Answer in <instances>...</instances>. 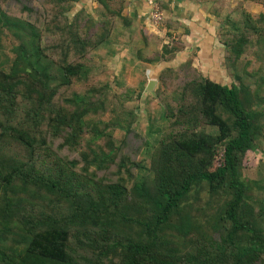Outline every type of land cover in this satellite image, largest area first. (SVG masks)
Segmentation results:
<instances>
[{
	"label": "trees",
	"instance_id": "trees-1",
	"mask_svg": "<svg viewBox=\"0 0 264 264\" xmlns=\"http://www.w3.org/2000/svg\"><path fill=\"white\" fill-rule=\"evenodd\" d=\"M10 1L0 0V46H13L0 68V264H264V198L242 175L264 131L263 78L251 89L256 69L242 65L249 49L264 58V11L225 20L219 43L232 82L186 64L172 88L173 69L162 70L167 125L145 168L128 137L132 118L116 145L114 125L101 120L105 91H68L77 58L105 42L109 23L96 33L77 14L69 21L63 12L76 0H47L42 12L21 2L18 16ZM94 1L114 14L109 0ZM37 196L51 209L27 213Z\"/></svg>",
	"mask_w": 264,
	"mask_h": 264
},
{
	"label": "rangeland",
	"instance_id": "rangeland-1",
	"mask_svg": "<svg viewBox=\"0 0 264 264\" xmlns=\"http://www.w3.org/2000/svg\"><path fill=\"white\" fill-rule=\"evenodd\" d=\"M211 1L213 2V0ZM21 2L26 6L34 5L37 9L41 8L42 12L45 10L44 8L47 0H34L33 3L27 0H13L8 4L7 11H9L11 15L18 16L17 12L21 8ZM225 2L226 0H215L213 2L215 5H212L213 3L210 5V15H213H211V19L212 21L214 20V27L216 28L213 34L218 36L219 42L224 40V30L231 29L228 28L229 23L225 20L233 19L239 21L245 13V8L243 6L236 5L235 7H226L224 6ZM109 5L114 14L104 13L105 11H103L101 6L94 0H76L70 4L69 8L68 3H65V8H68V10L63 12L64 17L66 16L69 21H72L77 14L80 24L92 30L91 32L95 31L99 33L101 32L102 24L104 22L109 23V25H106L107 28H109V36L105 42L97 48L87 50L84 57L77 58V63L81 64L83 68L81 69L79 78L74 79L68 91L76 94H83L86 95V97H89V94L86 93L89 92V90L101 89L105 91L107 106L101 120L104 122H111L114 125L113 139L115 144L118 145L123 137L124 127L127 125L128 119L132 118L131 127L136 136L133 134L128 136L129 138H133L130 144L134 148L141 146L135 158L138 162H141L143 167L147 168L150 162V153L152 149L156 147L157 141L162 134L161 131L167 125V117L165 118L164 116V108L159 106L160 99L156 96L160 88L158 76L163 69H173L174 72L169 74L170 77L167 78V83H170L171 87L175 88L174 86L176 83L183 82L185 74L188 71L185 65L188 64L190 66L191 62L189 60H182L185 57L180 55V53L178 54V52L182 48L183 41L172 38V36L167 38V40L165 39L167 41L166 44L162 43L165 41L163 39L165 36H163L158 42L152 37L148 46L147 42H145L146 48L144 49L138 48L140 44L138 45L137 42L135 48H121L118 44L119 41H116L118 37L115 36V31L117 27L123 26L121 21L122 17L120 15L124 8V1L109 0ZM160 9L162 10L161 7ZM246 9H248L247 6ZM249 9L248 11L253 13V8ZM256 11H264V6ZM23 16H27V13ZM163 25L164 21L159 27H163ZM41 26L42 25H39L38 27L41 31L40 41L44 44L49 42L51 37L42 33ZM151 29L157 32L160 31L159 28L156 29V27H152ZM82 30L85 31L84 29ZM104 44H108V47H104ZM115 47L121 48L122 50H118ZM12 48L13 46L8 41L4 47L0 46V68L4 67L9 60ZM249 50L250 51H247L246 56L242 59V65L246 60H249L250 65L248 70H256L253 79L249 78L247 81L250 82L247 83L251 86V89H253L256 83L254 81L263 78L260 83L262 84V88H264V58L259 57L260 60L257 59L256 56H253L254 50ZM223 54L221 55V60L223 62L222 68L224 67L225 71L221 70V68L220 71L216 69L210 71V79L217 77L219 78L218 83L227 84L228 82H232V70L226 69V61ZM247 54L250 58H247ZM195 70H197L196 67ZM175 75L178 76L180 81L173 80ZM219 75H222L221 78ZM203 76L205 77V75ZM149 81H153V88L147 91L146 88ZM166 91V97L170 96V90L167 89ZM162 99L163 98H161V100ZM262 108L264 107H258V110L261 111ZM129 113H132L131 116L128 115ZM91 118V116L86 117V120ZM21 119L22 118L17 114L16 120L22 122ZM260 121L264 128V116L261 117ZM141 142H143V145ZM256 147L254 152L248 153L244 157L242 175L246 180H250L258 185L253 188V193L258 194L259 198L262 199L264 198V131L263 136L259 137ZM221 150V148L218 149V156L212 168L219 165ZM62 152L65 155L67 149H63ZM68 156L69 159L73 158L69 153ZM143 173L145 172H138L139 175ZM29 200L30 202L24 205V210L27 213L34 212V209H51L48 202L45 201L43 203V199L38 196Z\"/></svg>",
	"mask_w": 264,
	"mask_h": 264
},
{
	"label": "crops",
	"instance_id": "crops-1",
	"mask_svg": "<svg viewBox=\"0 0 264 264\" xmlns=\"http://www.w3.org/2000/svg\"><path fill=\"white\" fill-rule=\"evenodd\" d=\"M123 1L124 8L120 15L123 26L117 27L115 31V36L118 37L116 41H119L121 48H135L137 42L138 45L140 44L138 48L144 49L145 42L148 46L152 37L158 42L163 36H165L164 40L172 36L183 41L182 48L178 52L185 57L182 60H189L192 67H196L200 74L210 79V71L215 69L220 71V68L224 70L221 60L223 47L218 41V36L213 34L216 28L214 20L211 19L213 15H210V5L215 0L213 2L211 0H155L161 5L164 16L163 27L156 28H159L158 32L151 29L148 21L149 4L152 0ZM236 5L243 6L245 9L246 6L248 9L253 8L252 12L255 14L262 12H257V9L263 8L262 4L254 3L252 0H226L224 6L235 7ZM166 40L162 43L166 44ZM103 46L108 47V44ZM121 48L117 49L122 50ZM221 76L219 75L220 78ZM214 80L219 82L217 77Z\"/></svg>",
	"mask_w": 264,
	"mask_h": 264
},
{
	"label": "built area",
	"instance_id": "built-area-1",
	"mask_svg": "<svg viewBox=\"0 0 264 264\" xmlns=\"http://www.w3.org/2000/svg\"><path fill=\"white\" fill-rule=\"evenodd\" d=\"M163 12L159 7V4L154 0L150 1L148 21L152 27H159L163 22Z\"/></svg>",
	"mask_w": 264,
	"mask_h": 264
},
{
	"label": "water",
	"instance_id": "water-1",
	"mask_svg": "<svg viewBox=\"0 0 264 264\" xmlns=\"http://www.w3.org/2000/svg\"><path fill=\"white\" fill-rule=\"evenodd\" d=\"M153 88V81H149V84L147 86V91H150Z\"/></svg>",
	"mask_w": 264,
	"mask_h": 264
}]
</instances>
